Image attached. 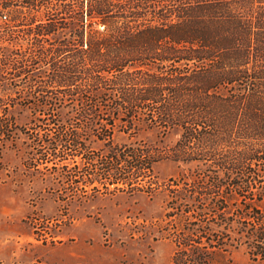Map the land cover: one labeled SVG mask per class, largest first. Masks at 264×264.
I'll use <instances>...</instances> for the list:
<instances>
[{
	"label": "trees",
	"instance_id": "1",
	"mask_svg": "<svg viewBox=\"0 0 264 264\" xmlns=\"http://www.w3.org/2000/svg\"><path fill=\"white\" fill-rule=\"evenodd\" d=\"M18 5V13L28 15L19 19L33 21L36 12L47 17L33 44L37 57L53 67L49 79L62 85L83 81L88 94L79 100V124L69 120L63 126L56 120L57 134L34 140L47 148L42 159L86 155V137L73 127L88 130L106 111L125 110L131 121L179 128L173 155L206 167L196 180H172L170 187L184 191L185 197L189 192L201 197L200 211L210 209L203 200L219 211L231 209L232 220L223 221L242 223L251 240L249 253L264 259V0H20ZM61 15L81 22L74 44H45L44 36L62 23ZM1 60L0 76L26 74L38 81L28 73L24 59L10 54ZM9 105L0 98L2 144L13 138L17 127L2 117L9 115ZM33 107L48 110L49 104L35 101ZM110 137L111 132L101 139ZM106 145V160L91 167L88 183L95 187L105 179L120 189L133 181L139 187L155 158L141 148ZM60 147L65 148L62 154ZM89 161H99V156H89ZM81 172L69 177L75 179ZM235 202L236 207L241 204V213L231 208ZM180 204L171 198L167 215ZM210 212L217 216L216 209ZM213 221L205 218L203 223L210 226ZM194 229L189 228L193 235ZM177 259L178 252L172 264Z\"/></svg>",
	"mask_w": 264,
	"mask_h": 264
},
{
	"label": "rangeland",
	"instance_id": "2",
	"mask_svg": "<svg viewBox=\"0 0 264 264\" xmlns=\"http://www.w3.org/2000/svg\"><path fill=\"white\" fill-rule=\"evenodd\" d=\"M18 4L20 0H0V65L1 58L13 54L24 59L28 73L38 81H30L26 74L14 77L6 72L0 76V98L11 104L9 115L2 117L17 125L13 138L0 143V264H51L38 256L30 259L35 245L48 246L51 256H62L64 246L70 247V264H115L114 259L125 264L130 260L131 264H172L177 252L176 264H264L263 258L249 253L251 240L244 235L242 223L223 221L232 218L231 209L219 211L203 200L205 206L217 210V216L211 215L210 209L198 208L201 197L189 192L188 198L184 191L170 187L172 180H196L206 167L200 161L173 155L181 137L179 128L165 129L142 119L131 121L125 110L116 114L106 111L88 130L77 124L73 127L86 137V155L42 159L47 148L34 140L38 135L57 134L56 120L64 122L63 126H68L69 120L78 123L79 100L88 94L83 81L62 85L49 79L53 67L37 57L33 44L48 23L47 17L36 12L33 21L19 19L28 15L18 13ZM61 17L58 27L45 32V44L65 40L74 44L81 22ZM73 44L69 47H80ZM42 100L48 102V110L33 107V102ZM101 123L107 124L104 129L99 127ZM109 132V139H101ZM109 142L119 149L141 148L155 158L148 175L140 177L139 187L132 185L131 175V186L120 189L105 179V184L95 182V187L88 183L91 167L102 166L101 161L106 160ZM60 149L62 154L65 148ZM93 155H98L99 161L90 162ZM77 170L81 174L71 180L69 176ZM171 198L174 204L181 202L183 209L173 208L169 216ZM239 205L231 206L235 214L242 211ZM205 218L215 221L205 226ZM189 228H195L194 235ZM188 236L195 240H185ZM3 246L7 247L4 254Z\"/></svg>",
	"mask_w": 264,
	"mask_h": 264
},
{
	"label": "crops",
	"instance_id": "3",
	"mask_svg": "<svg viewBox=\"0 0 264 264\" xmlns=\"http://www.w3.org/2000/svg\"><path fill=\"white\" fill-rule=\"evenodd\" d=\"M4 248L7 249V247H4V246L1 247L2 253L4 251H6V249H4ZM48 250H50L48 246L35 245L33 250L31 251L32 255L29 254V257H30V259H32L33 257L38 256V257L43 258V260L46 261L47 263H51V264H70L71 263L72 255H71L70 247L68 249H66V245L64 246L62 256H55V254H53V256H51L53 251L50 252ZM110 262H109V264H111ZM112 262H114L115 264H125L124 260H120V263H119V262H117L116 259H114V261H112ZM128 264H131V260L128 262Z\"/></svg>",
	"mask_w": 264,
	"mask_h": 264
},
{
	"label": "built area",
	"instance_id": "4",
	"mask_svg": "<svg viewBox=\"0 0 264 264\" xmlns=\"http://www.w3.org/2000/svg\"><path fill=\"white\" fill-rule=\"evenodd\" d=\"M4 17H7V14H4Z\"/></svg>",
	"mask_w": 264,
	"mask_h": 264
}]
</instances>
